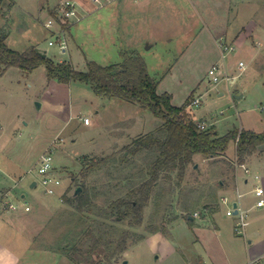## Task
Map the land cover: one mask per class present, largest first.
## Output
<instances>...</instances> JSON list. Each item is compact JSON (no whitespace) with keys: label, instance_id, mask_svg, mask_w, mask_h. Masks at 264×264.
Returning a JSON list of instances; mask_svg holds the SVG:
<instances>
[{"label":"rangeland","instance_id":"1","mask_svg":"<svg viewBox=\"0 0 264 264\" xmlns=\"http://www.w3.org/2000/svg\"><path fill=\"white\" fill-rule=\"evenodd\" d=\"M60 1L3 0L0 30L6 33V46L20 52L41 49L53 62L69 63L78 71H85L90 60L100 65L118 64L122 53L138 54L159 81L158 92L172 95V104L185 105L189 96L188 103L202 94L200 104L186 105V110L194 120L205 119L206 129L213 126L217 136L242 128L264 131V49L253 56L257 47L250 34L232 43L242 28L254 29L259 24L264 32V0H152L149 4L116 0L103 7L80 0L87 3L83 11L74 0L80 19L65 24L64 51L57 36L44 26ZM256 29V33L260 31ZM220 34L234 44L224 58L218 44ZM239 61L245 64L242 71ZM216 62L228 75L239 74L234 83L225 79L212 86L208 83L206 73ZM84 117L90 124L84 123ZM160 124L149 110L121 97L96 95L85 82L48 79L44 64L31 71L11 67L0 75V184L3 177H9L8 170L16 168L9 183H17L31 204L22 217L27 230L23 232L34 242L31 250L20 254V264H93L98 260L111 264H193L191 260L203 251L196 237L201 239L214 227L208 216L203 219L201 215L205 202L218 190V197L221 195L216 188L221 180L228 183L234 177L244 194V210L248 208L255 201L251 190L256 184L264 185V146L257 148L244 166L236 162L233 140L221 157L195 154L197 167L195 161L189 164L182 179L176 172L170 179L161 175L140 221L131 209L125 215L108 211L109 202L116 198H135L131 189L148 177L155 156L142 151L120 160L123 150L134 137ZM129 133L133 137H127ZM117 147L115 161L85 174L87 161L109 155ZM49 148L53 173L60 179L54 194L44 192L37 173L39 157ZM33 181L36 185L31 188ZM79 184L88 190L91 201L74 216L70 215L76 211L74 206L61 197L74 196ZM10 185L5 183L7 188ZM228 191L229 197L235 195L234 189ZM207 206L213 209V205ZM226 209L219 200L214 220L244 241L243 234L233 228L240 216H228ZM246 211L249 220L254 214ZM194 212L199 217H194L193 224L186 216ZM66 236L65 244L71 247L67 251L62 248ZM122 236L128 237V247L112 257ZM96 238L100 243L90 249ZM20 242L17 248L23 252Z\"/></svg>","mask_w":264,"mask_h":264},{"label":"trees","instance_id":"2","mask_svg":"<svg viewBox=\"0 0 264 264\" xmlns=\"http://www.w3.org/2000/svg\"><path fill=\"white\" fill-rule=\"evenodd\" d=\"M2 1L0 0V6ZM5 37L6 33L0 30V75L11 67L31 71L44 64L48 79L60 83L85 82L96 95L121 97L149 110L161 120V124L153 131L133 138L123 150L120 160H126L131 155H137L142 151L153 152L155 156L148 167V177L131 189L135 198H116L109 202L108 211H117V213L125 215L129 214L131 209L135 213L136 220L140 221L142 210L148 203L153 187L161 175L170 179L171 175L176 172L177 176L182 179L187 166L193 162L195 154H201L205 158L221 156L225 153L228 143L233 140L236 148V161L239 164H244L257 148L264 146V131L256 132L252 129L242 128L239 131L232 130L223 136H217L213 126L207 129L198 128L197 123L186 110L190 96L186 99L185 105L176 106L171 102V94L168 92L157 93L159 81L148 72L144 59L138 54L124 52L122 53L123 60L118 64L100 65L90 60L87 61L85 71H78L69 63L53 62L50 58L42 55L41 49L35 47L22 52L10 49L4 42ZM118 153L117 150L109 155L87 161L85 166L89 169L85 174L102 168V165L108 164L112 159L115 161ZM77 186L82 190L78 195L63 194L61 197L65 203L74 206L76 211L70 213L74 216H78L77 213L84 211L86 205L91 201L85 186L83 184ZM73 199H75L74 203ZM186 217L191 222L193 221V218ZM64 239L62 248L67 251L71 247L69 248L65 244L67 236ZM127 239V236L121 237L112 257L127 249ZM100 241L99 238H96L90 249H93ZM93 264H111V262L98 260Z\"/></svg>","mask_w":264,"mask_h":264},{"label":"crops","instance_id":"3","mask_svg":"<svg viewBox=\"0 0 264 264\" xmlns=\"http://www.w3.org/2000/svg\"><path fill=\"white\" fill-rule=\"evenodd\" d=\"M90 1H92V0H90ZM113 1H116V0H110V2L105 4L104 6L109 5L110 3H113ZM143 1H145L146 4H149V2L152 0H142L139 2H143ZM77 2L79 5V8L82 7L81 10L83 11L84 7H85V5H87V3L85 4L83 1H80V0H77ZM95 6L96 7H103V6H98L96 4H95ZM72 24H74V23H72ZM72 24H70V25H72ZM255 27L256 28L259 27L260 31H257V33H256L255 32L257 30L256 28L252 29L251 27H249V28L245 27V28H242V30L236 36H234L232 38L233 39L232 43H234L236 40L242 41V40H244V38L249 37L247 34H250V36L253 35V39L255 38L253 41L254 47H257L256 52L253 55L254 57L256 55H258L259 53H261L262 49H264V32H261V27L259 24H258V26L255 25ZM187 29L189 32L191 30V27H189ZM226 33L227 32H224V33H222V35L226 34ZM254 33H256V37H255ZM222 35L220 34V35H218V37L223 38ZM240 36H241V38L243 36L244 37L242 39H240ZM212 37L214 39L217 38V36H212ZM194 41H195V37L193 38V40L189 41L187 46L191 45V43H193ZM226 43H228V42H226ZM232 45H234V44H232ZM45 56H46V53H45ZM214 64H219V63L216 62ZM221 68H222V72L226 73L222 65H221ZM232 83H234V82H232ZM232 83H230V84H232ZM210 85L212 86V84H210ZM158 88H159V85L157 86V93H160V92H158ZM161 93H163V92H161ZM197 96H199L201 98L202 94L200 93ZM171 102H172V100H171ZM134 121L136 122L135 118L133 119V123H134ZM194 121L197 124L203 123V124H205V126L208 125V122L205 119H198V120H194ZM141 133L143 134V132H141ZM146 133H148V132H146ZM127 137L130 138L133 136H131V134L129 133V134H127ZM125 144H127V143H124V145ZM117 150H118V147L114 151H117ZM221 156H217V157H221ZM193 161H195L194 158H193ZM202 161L203 160H201V162ZM195 163L197 164L196 161H195ZM242 165L244 166V164H241V166ZM16 173H17L16 168L13 170L12 169L8 170L7 175L9 177H3L2 185L0 184L2 187L1 186L0 187L2 189L5 188L6 187L5 183H8V185H10L8 178H10L11 176H15ZM248 173H249V170H248ZM256 178H258V176H256ZM244 181H245V183H247L248 179L245 178ZM31 184H32V182L30 183V187L32 188ZM35 185H36V182H35ZM257 185H261V184H256L255 186H257ZM10 186H12V185H10ZM261 186L264 187V185H261ZM216 188L220 189L221 195L218 197L219 190H218V192H214V194H212L211 199H209L210 201L207 200L205 202V204H204L205 208L203 210L204 212L201 213V215L204 216L203 219L206 216H208L211 219V221L214 224L213 230L209 229V232L207 234L203 235V237L201 239L199 238V236L196 237V241H198L199 244L202 246L203 251L202 252L200 251V254H198L197 257L191 261L193 262V264H262V262H264V206L257 207L255 205L258 198L255 197V195L253 193L254 188L251 190V195L253 198H255V201H253V203L251 205H249V207L246 208L245 210H244L245 204L242 203V201H241L244 198V194H243V192H241L239 190L237 179H235L234 177L229 178L228 183L225 182L224 180H221L218 183V186ZM230 189H234V191H235L234 196L229 197L227 195L226 192H229L228 190H230ZM16 190H17L16 191L17 194L20 193L22 196L25 195L24 193L19 191L18 188ZM217 197H218V199H217ZM223 197H228L232 205L234 203L237 204L236 205V210H237L236 214H238L239 216H240V214H239L240 212L245 214L244 218H243L244 225H243V233H242L243 234L242 237L245 238L244 241L242 239H240V236L238 237V235H234V237L231 236L226 230L223 229V227H220L219 223L216 220H214L215 218L213 215V210L217 207L219 200L221 203H223L221 201V199ZM207 204L213 205V207H212L213 209L210 208L211 206H207ZM246 210L253 212V214H254L252 216V218H250L249 220H247V211ZM24 214L25 213H22V212H20V213H13L12 212L11 213V212H5L3 210H0V264H20L21 259H22L20 254L24 255V253H26V251L31 248L32 242H34V239H32V241H31L29 236H26L27 234L25 232H23V231H27L24 229L26 224L24 223V221L22 219V217H24ZM194 217H199V216L198 215L193 216V214L191 215V218H193V221H192L193 224L195 223ZM234 218H236V217H234ZM239 220H240V217L236 218L235 224ZM235 224H234V226H235ZM234 226H233V228H234ZM155 235H157V234H155ZM163 238H165V237H163ZM20 241H22V242H20ZM19 242L23 245L22 246L23 252L19 251L17 248L18 247L17 244ZM196 253H197V250H196ZM190 264H191V262H190Z\"/></svg>","mask_w":264,"mask_h":264},{"label":"built area","instance_id":"4","mask_svg":"<svg viewBox=\"0 0 264 264\" xmlns=\"http://www.w3.org/2000/svg\"><path fill=\"white\" fill-rule=\"evenodd\" d=\"M134 2H139L142 0H132ZM96 5L98 6H104L105 4L109 3L110 0H92ZM76 2L74 0H61L58 7L55 8V15L49 18L44 26L51 29V33L53 35H56L58 38L59 46L62 50L66 48V41L64 38L65 35V24L68 22L72 24L75 21H78L80 19V16L78 15V9L76 8ZM49 44L52 45L53 42L49 41ZM219 47L222 50V57L224 58L227 51L234 48L233 45L227 44L222 37L218 40ZM239 70L242 71L245 69V64L243 61L238 62ZM239 74L234 75H228L227 73L222 72V68L220 64H213L209 67L206 76L208 77V83L210 84H216L222 79H225L228 81V83H232L236 80L237 76ZM201 102V98L199 96L194 97L189 102V105H199ZM83 121L85 124H89L90 120L88 117H84ZM198 128L200 129H206L205 124L198 123ZM52 153L51 148L44 151L38 160L37 164V173L40 176L39 183L43 187L44 192L46 194H54L55 187L60 184V179L54 175L53 173V165H52ZM243 166V165H242ZM244 171L248 173V169L245 168ZM21 179V178H20ZM18 188L17 183L14 182L12 187L10 188H1L0 187V210H3L5 212H13V213H27L31 209L30 202L25 199V195L17 194V192L14 190L15 188ZM253 193L255 197L258 198L256 201V206H264V187L261 185H257L253 189ZM221 201L226 204L228 207L226 209V215L232 216L235 215V208L231 204L228 197H223ZM240 220L235 224L234 231L238 234L243 233V225H244V213L240 212ZM198 213L194 212L193 216H197Z\"/></svg>","mask_w":264,"mask_h":264},{"label":"water","instance_id":"5","mask_svg":"<svg viewBox=\"0 0 264 264\" xmlns=\"http://www.w3.org/2000/svg\"><path fill=\"white\" fill-rule=\"evenodd\" d=\"M147 48L149 47V46H146ZM42 53V55L43 56H45V52L43 51V52H41ZM39 105V104H38ZM195 168L197 167V164L194 166ZM35 185V181L34 182H32V184H31V186L33 187ZM80 191V187L79 186H77L75 189H74V194H77L78 192ZM236 203H234L233 204V207L235 208V213L237 212V210H236ZM190 218H191V216H190Z\"/></svg>","mask_w":264,"mask_h":264}]
</instances>
